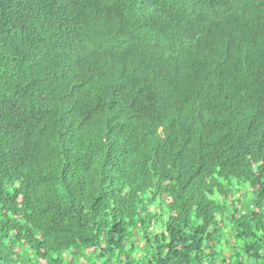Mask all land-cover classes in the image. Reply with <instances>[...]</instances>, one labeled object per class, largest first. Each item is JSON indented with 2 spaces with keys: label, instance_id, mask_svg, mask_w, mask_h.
I'll use <instances>...</instances> for the list:
<instances>
[{
  "label": "trees",
  "instance_id": "obj_1",
  "mask_svg": "<svg viewBox=\"0 0 264 264\" xmlns=\"http://www.w3.org/2000/svg\"><path fill=\"white\" fill-rule=\"evenodd\" d=\"M0 264H264V0H0Z\"/></svg>",
  "mask_w": 264,
  "mask_h": 264
}]
</instances>
